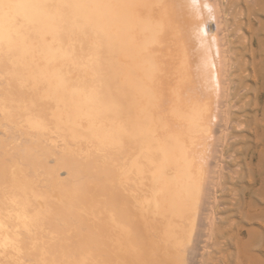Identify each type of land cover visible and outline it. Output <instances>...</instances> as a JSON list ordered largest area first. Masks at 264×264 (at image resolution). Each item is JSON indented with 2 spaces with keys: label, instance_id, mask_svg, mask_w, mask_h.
<instances>
[{
  "label": "bare ground",
  "instance_id": "6f19581e",
  "mask_svg": "<svg viewBox=\"0 0 264 264\" xmlns=\"http://www.w3.org/2000/svg\"><path fill=\"white\" fill-rule=\"evenodd\" d=\"M213 16L209 0H0V264H195L207 247L247 264L243 228L211 209L229 179L209 160L222 145L237 217L264 229L263 88L238 105ZM56 140L76 179L49 193ZM82 144L107 151L103 180L83 177Z\"/></svg>",
  "mask_w": 264,
  "mask_h": 264
},
{
  "label": "rangeland",
  "instance_id": "374dc122",
  "mask_svg": "<svg viewBox=\"0 0 264 264\" xmlns=\"http://www.w3.org/2000/svg\"><path fill=\"white\" fill-rule=\"evenodd\" d=\"M210 6L213 8L215 20L217 15L219 19L225 20L226 30L228 33V40L230 42V54L232 55V67L236 69L234 75V84H239L237 92L242 97L238 105L247 101L248 95L245 94V89L248 86L256 88L260 86L263 93L259 98V105L264 104V0H209ZM218 11V13H217ZM210 19L208 25V31L212 36H218L217 28L215 21ZM212 20V21H211ZM220 35V34H219ZM256 39V40H255ZM253 40V41H252ZM253 44V45H252ZM256 49H259L260 52H255ZM251 52V53H250ZM253 53V54H252ZM256 56V57H255ZM256 58V59H255ZM256 60L255 67L258 72L257 75H254L253 62ZM234 62V63H233ZM252 96V94L250 95ZM254 100V99H253ZM218 110V109H217ZM217 112V111H216ZM225 124V125H224ZM221 126V130L226 131L227 123L224 122ZM215 128V127H214ZM213 128V130H214ZM230 139V136H227V140ZM221 147L222 145L217 146L219 160L216 162L213 159L209 160V166L211 169H215L219 172L222 167V173L224 176H227L229 182H227L222 187V195L217 193V200L214 198L212 201L211 209L215 211L214 205L219 209L215 214V219L217 221H222L221 227H227L230 222L234 221L239 224L241 233L239 238L243 243L248 242L247 249V264H264V232L261 227L256 224H242L237 217L236 210L234 205L237 202V193L239 185H234L232 182L236 179L234 171L236 168L228 164L229 159L226 157L223 163L220 161L221 157ZM75 147L70 146L68 149H63L62 141L56 140L52 146L46 144V182L41 188H46V190L51 193L52 189L57 188L56 185L60 186L61 184L69 186L71 185L76 178L72 177L73 173V162L74 160L68 155L71 150ZM83 155L91 156L86 159L85 164L89 163L90 167L87 169L89 172H82L83 177L92 176L96 181H101L104 178V174L109 173L110 165L106 162L105 159L108 157V153L105 150L93 149L88 152L89 147L85 144L79 148ZM1 151V150H0ZM64 152L63 158L59 160L57 166L53 163L54 156L53 154ZM88 152V153H87ZM60 156V155H58ZM57 156V157H58ZM257 162L256 159L252 160V165H255ZM69 163L72 166V170L66 167V164ZM69 169V171H68ZM232 170V171H231ZM51 175L52 178H49ZM238 181V179H237ZM51 183L53 185L51 186ZM238 184V182H237ZM59 188V187H58ZM211 192V190H210ZM219 198V199H218ZM252 209L254 211L260 212L264 208V204L258 203L256 198H253ZM209 212V211H208ZM218 217V219H217ZM244 223V222H243ZM252 243H251V240ZM259 245H262L259 246ZM258 246V247H257ZM262 250V251H261ZM205 252V256H209L208 259L202 261L201 253ZM227 252H235V248L231 247ZM191 255V254H190ZM204 256V257H205ZM203 257V258H204ZM206 258V257H205ZM195 260V259H194ZM193 262L195 264H226L223 258L222 252H220L217 247H207L204 250L198 251V256Z\"/></svg>",
  "mask_w": 264,
  "mask_h": 264
}]
</instances>
